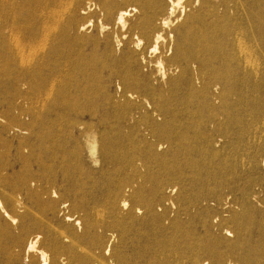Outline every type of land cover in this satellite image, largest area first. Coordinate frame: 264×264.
Segmentation results:
<instances>
[{"label":"bare ground","instance_id":"6f19581e","mask_svg":"<svg viewBox=\"0 0 264 264\" xmlns=\"http://www.w3.org/2000/svg\"><path fill=\"white\" fill-rule=\"evenodd\" d=\"M68 1L0 0V264H171L137 248L152 177L205 216L263 208L264 0ZM96 80L111 109L77 108ZM209 238L180 264H233Z\"/></svg>","mask_w":264,"mask_h":264},{"label":"rangeland","instance_id":"374dc122","mask_svg":"<svg viewBox=\"0 0 264 264\" xmlns=\"http://www.w3.org/2000/svg\"><path fill=\"white\" fill-rule=\"evenodd\" d=\"M67 7L58 13V20L65 22L68 18V0H65ZM84 3V0L83 2ZM87 15L82 17L85 19ZM112 84H109L111 90ZM112 93V91H110ZM93 101L80 100L75 106L77 108H102V110L111 109L107 105L108 96L102 92L99 82L96 80L91 90ZM58 105L51 111V99L41 101L42 107H45L51 116L53 114L73 113L68 110L66 100L56 99ZM0 108H6V102L0 100ZM122 111L116 110L114 116H118ZM114 118H112L113 120ZM3 122L0 120V127ZM159 170V165L152 162L151 174L155 175ZM153 178V177H152ZM150 178L145 185V194L155 205V213L149 216L145 228L149 242L137 245V248L147 247L152 252H156L161 257H169L171 264H180L187 259L189 252L196 248L205 247L210 240L209 235L222 236L232 242L238 240L239 246L233 251H228L225 255L226 263L242 264L243 259H247V264H264V207H252L237 209L235 211L221 212L212 210L209 216L200 213V210L194 206L195 191H189L187 198L180 201L177 191L171 193H162L159 189L156 191L154 181ZM262 184L264 197V182ZM236 214L237 220L241 224L237 228L233 223V215ZM221 215L226 219L223 224L216 225L211 223L212 219ZM225 229L233 234L228 236ZM224 249L226 246L224 245ZM25 263L28 262L26 256L23 257ZM200 264H214L212 256L208 253H202L198 258Z\"/></svg>","mask_w":264,"mask_h":264}]
</instances>
